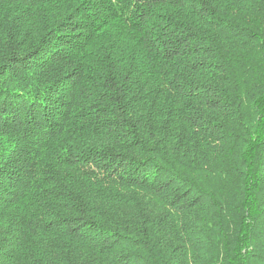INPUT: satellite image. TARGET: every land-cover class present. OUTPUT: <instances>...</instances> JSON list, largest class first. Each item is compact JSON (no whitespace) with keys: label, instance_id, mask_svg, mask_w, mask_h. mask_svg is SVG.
I'll list each match as a JSON object with an SVG mask.
<instances>
[{"label":"trees","instance_id":"1","mask_svg":"<svg viewBox=\"0 0 264 264\" xmlns=\"http://www.w3.org/2000/svg\"><path fill=\"white\" fill-rule=\"evenodd\" d=\"M0 264H264V0H0Z\"/></svg>","mask_w":264,"mask_h":264}]
</instances>
